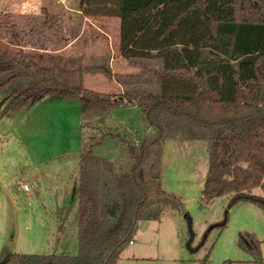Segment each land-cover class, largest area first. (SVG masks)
<instances>
[{
  "label": "trees",
  "instance_id": "trees-1",
  "mask_svg": "<svg viewBox=\"0 0 264 264\" xmlns=\"http://www.w3.org/2000/svg\"><path fill=\"white\" fill-rule=\"evenodd\" d=\"M88 15L120 19V53L137 75L108 64L86 65L81 56L26 51L0 38V94L15 113L44 98L78 97L83 147L78 163L79 254L7 252L0 264H117L141 220L159 221L164 207L184 211L187 246L198 251L184 203L162 182L164 143H209L202 196H229V207L251 202L264 210V0H79ZM0 0V26H1ZM159 61L153 68L145 61ZM87 73L124 82L153 76L157 87L100 92L84 85ZM137 105L152 128L138 139L122 128L94 122ZM117 139L121 157L95 147ZM260 187L263 195L252 190ZM15 189V188H14ZM226 220L220 225L223 228ZM240 246L261 262V241L243 232ZM228 263V261L226 262ZM229 264H232L229 261Z\"/></svg>",
  "mask_w": 264,
  "mask_h": 264
},
{
  "label": "rangeland",
  "instance_id": "rangeland-1",
  "mask_svg": "<svg viewBox=\"0 0 264 264\" xmlns=\"http://www.w3.org/2000/svg\"><path fill=\"white\" fill-rule=\"evenodd\" d=\"M10 2L5 0L2 4L0 37L25 47L32 44L33 47L48 48L47 24L53 28L54 47L63 45L67 17L79 9L78 0H42L46 14L50 12L46 23L31 18L36 0ZM24 5L30 11L24 14L28 18L23 20ZM5 10L10 11L5 14ZM88 16L87 45L64 55L81 56L86 65L105 63L119 51V20L116 16L98 15V22L94 20L96 17ZM98 27L103 28L106 35L96 33L94 28ZM151 63L153 68L159 66L156 61ZM114 68L118 70L121 66L115 64ZM92 78L85 74L87 88L100 92L115 91L116 87L109 78L100 74H94ZM150 78L148 88L154 89L158 84L153 76L149 75ZM3 104L4 98L0 94V259L12 251L79 254V203L78 200L72 202L76 185L79 186L77 153L83 147L80 107L70 99L41 104L38 114L53 108L49 110L51 117L45 120L52 127L51 131L42 129L45 131L34 139L18 137L25 118L19 120L21 116L5 111ZM61 106L65 107L64 110L60 109ZM49 111H46L48 115ZM94 122L111 129L122 128L138 139L141 135H151L145 132L150 125L137 105L121 106L110 114L95 118ZM27 128L40 130L38 123L30 122ZM164 144V189L179 197L191 216L195 232L192 246L197 247L208 233L206 243L198 251L191 252L187 246L189 226L184 211L166 206L159 221H139L133 243L127 244L117 264H229V261L232 264H264V210L245 201L229 207L227 195L210 200L202 196L209 167L208 141L168 139ZM95 153L105 158H119L121 145L117 139L108 138L95 147ZM22 182L29 183L31 193L27 194L18 187ZM252 194L263 195V191L257 187ZM225 220L223 228L211 229ZM243 232L254 233L261 241V262L255 254L240 246Z\"/></svg>",
  "mask_w": 264,
  "mask_h": 264
},
{
  "label": "crops",
  "instance_id": "crops-1",
  "mask_svg": "<svg viewBox=\"0 0 264 264\" xmlns=\"http://www.w3.org/2000/svg\"><path fill=\"white\" fill-rule=\"evenodd\" d=\"M10 1L11 0H8V3ZM4 2H5V0H1V8H2V4ZM41 2H42V0H36V3L37 4L35 5V10L33 11V14L34 15H32L31 18L34 19V20H38L40 22H46L47 21V18H49V16H50V15H48V14H50V12L48 14H46V11L44 10L43 5H41ZM9 11L5 10V14H8ZM2 12H3V10H2ZM21 14H22L21 16L23 17L22 18L23 20L26 19V18H28V17H26V15H24V14H28V12L27 13L21 12ZM2 15H3V13H2ZM68 16H69V18L67 17V19H68L67 24L65 23L68 26L66 28L64 27V30H63V32H64V37H63V41H62L63 42V45L54 47L55 46V39L53 37V34L51 33L53 31V28L49 24H47L48 25L47 26V31H45V32L47 33V36H48V38H47L48 39V48H42V47L37 48V47H33L32 44H29L30 45L29 47H27V46L25 47V46L20 45V44H15L16 47L23 48L24 50H28V49L32 48V50H34V51H42V52L43 51H46V52H51V53H59V54H63V55L64 54H72L74 52V50L82 49L83 48V45H87V39H88L87 36H88V32H89L88 23H89L90 18H89L88 15H86V14L83 13L80 4H79V9L78 10H75L73 13H71ZM91 16L92 17H96V19H94V20L95 21H98L96 15H91ZM76 20H78L77 23H76ZM118 20H119V26H118V30L117 31H118V46H119V51H118V53H115L114 52V54L111 56L110 60L107 61V62H105V63L108 64L112 68L113 72L121 73V74L137 75V74L140 73V70L137 69L138 67L131 65L129 63V61L127 59H125L121 55V53H120V19L118 18ZM76 25H78V26L76 27ZM94 30H97L96 33H101V34H105L106 35V31H104V29L101 28V27L94 28ZM73 31H74V33H73ZM2 40H4V39H2ZM4 41H8L9 42L8 39H6ZM81 54L82 53H80V55ZM115 54H116V56H115ZM139 61H145L150 66L152 64L151 62H153V61H156V64L159 63V61H157L155 59H151V60H139ZM115 64H117L118 66H121V68H119L118 70H116L114 68V65ZM88 74H89V78L90 79H93L92 76H94V74H100V75H103L106 78H109V77H107L103 73H88ZM84 81H85V79H84ZM104 81H107V80H104ZM109 81H110V83L113 82V85H115V87H116L114 92H109V93H123V92H125L128 89L129 90L130 89H139V90H141L142 88L149 87V83L148 82L152 81V78L149 79V76L148 77H144V78H140V79H130L129 78V79L125 80L124 82H119L115 78L114 79H110L109 78ZM68 99L74 100L75 103L77 104V106L80 107V101H79V98L78 97H67V98H61V99L44 98V99H41L40 101L32 104L28 108H24V109H21V110L15 112L16 113V116H21L19 118V120L21 118L22 119L25 118L24 125L20 129V133L21 134H19L18 137L20 138L21 136H23V137H27V138L37 139L39 137V135H41V133L43 131H45V130L46 131H51L52 124L49 123V121L47 123L45 120L47 118L51 117V113H50L49 110H52L53 108L46 109V110L42 111L41 114H38L39 111L37 109L41 107V104H45V103H48V102H54V101H58V100H60V101H67ZM64 108H65L64 106H61L60 107L61 110H64ZM32 110H35V111L33 112ZM46 111H49L48 112L49 115L47 114ZM39 120L41 122H39ZM42 121H44V122H42ZM30 122L31 123H36V124L38 123L39 124V127H40V130L39 129H34V130L28 129L27 126L30 124ZM33 125L34 124H32V126ZM42 129H45V130H42ZM151 130H152V128L148 126L145 129V132H148V134H150V133L153 132ZM164 146H165V144H164ZM164 150H165V147H164ZM79 156H80V152L77 153V165L79 163ZM163 157H164L163 158V162H164V159H165L164 154H163ZM162 173H163V168H162ZM162 182H163V187H165L163 174H162ZM77 185H76V191H75L74 201L72 203H74L75 201L78 200V187H77Z\"/></svg>",
  "mask_w": 264,
  "mask_h": 264
},
{
  "label": "built area",
  "instance_id": "built-area-1",
  "mask_svg": "<svg viewBox=\"0 0 264 264\" xmlns=\"http://www.w3.org/2000/svg\"><path fill=\"white\" fill-rule=\"evenodd\" d=\"M28 11H30V8L28 6L25 5L22 6V12H28ZM19 187L22 191L26 192L27 194L32 192L31 186L29 185L28 182L20 183ZM131 243H133V241Z\"/></svg>",
  "mask_w": 264,
  "mask_h": 264
},
{
  "label": "water",
  "instance_id": "water-1",
  "mask_svg": "<svg viewBox=\"0 0 264 264\" xmlns=\"http://www.w3.org/2000/svg\"><path fill=\"white\" fill-rule=\"evenodd\" d=\"M76 191V190H75ZM75 191H74V196H75ZM74 196H73V201H74Z\"/></svg>",
  "mask_w": 264,
  "mask_h": 264
}]
</instances>
